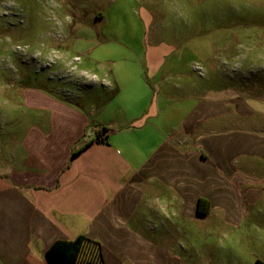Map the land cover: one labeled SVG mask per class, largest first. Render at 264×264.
<instances>
[{
	"label": "crops",
	"instance_id": "obj_1",
	"mask_svg": "<svg viewBox=\"0 0 264 264\" xmlns=\"http://www.w3.org/2000/svg\"><path fill=\"white\" fill-rule=\"evenodd\" d=\"M159 57L146 52L144 68L92 111L26 93L36 114L19 120L25 134L0 169V264H48L54 242L79 236L100 243L104 264H188L163 247L165 220L228 210L232 164L264 155V136L224 133L238 101L195 99L190 69H164ZM239 220L229 209L224 223Z\"/></svg>",
	"mask_w": 264,
	"mask_h": 264
},
{
	"label": "rangeland",
	"instance_id": "obj_2",
	"mask_svg": "<svg viewBox=\"0 0 264 264\" xmlns=\"http://www.w3.org/2000/svg\"><path fill=\"white\" fill-rule=\"evenodd\" d=\"M146 52L164 69H190L195 99L238 101L224 133L264 136V0H0V169L25 134L19 120L36 114L27 92L92 111L144 68ZM262 155L232 164L237 223H224L226 208L194 223L169 218L163 247L188 264L264 262Z\"/></svg>",
	"mask_w": 264,
	"mask_h": 264
},
{
	"label": "trees",
	"instance_id": "obj_3",
	"mask_svg": "<svg viewBox=\"0 0 264 264\" xmlns=\"http://www.w3.org/2000/svg\"><path fill=\"white\" fill-rule=\"evenodd\" d=\"M101 131L99 135H101ZM209 212V202L198 201V214L206 216ZM48 264H104L100 243L85 236H79L72 241H56L46 252ZM255 264H264L256 260Z\"/></svg>",
	"mask_w": 264,
	"mask_h": 264
}]
</instances>
